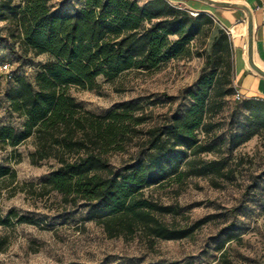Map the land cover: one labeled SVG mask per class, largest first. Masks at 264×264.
Returning <instances> with one entry per match:
<instances>
[{
	"label": "trees",
	"instance_id": "16d2710c",
	"mask_svg": "<svg viewBox=\"0 0 264 264\" xmlns=\"http://www.w3.org/2000/svg\"><path fill=\"white\" fill-rule=\"evenodd\" d=\"M54 1L0 0V22L6 24L1 40L8 41L10 52L19 59L46 57L32 79L4 73L9 81L4 99L22 122L19 128L0 125V146L17 155L15 148L32 139V164L52 159L57 166L41 184L24 183L27 192L37 198L58 193L64 206L82 208L83 219L95 221L109 238L138 234L152 242L190 236L205 219L186 227L167 223L163 217L178 215L177 206L162 203L151 190L173 185L178 195L192 177L221 186L234 178L243 159L204 155L222 152L223 144L231 153L264 132V100L235 99L229 34L220 27L212 33L210 15H193L169 0ZM200 37L211 39L205 62L161 122L149 124L152 117L140 99L97 114L70 92L94 90L99 78L111 83L131 70L152 71L188 57ZM231 100L236 107L227 119L220 117ZM133 147L129 160L119 165L110 160ZM15 178L11 164H0V182ZM236 230L229 223L221 234L230 240ZM217 249L219 264H238L222 245Z\"/></svg>",
	"mask_w": 264,
	"mask_h": 264
},
{
	"label": "rangeland",
	"instance_id": "374dc122",
	"mask_svg": "<svg viewBox=\"0 0 264 264\" xmlns=\"http://www.w3.org/2000/svg\"><path fill=\"white\" fill-rule=\"evenodd\" d=\"M5 25L0 22V62H11V70L32 79L35 66L46 57L29 54L19 59L12 54L8 41L1 40L6 34ZM217 28L214 23L212 33ZM210 40L198 38L191 43L190 56L171 60L155 70H131L111 83L99 78V87L94 90L72 88L70 92L84 108L97 114L121 101L140 99L144 111L152 117L149 124L161 122L179 105L183 88L197 77ZM8 84L5 74L0 72V125L19 128L22 120L10 112L4 99ZM235 107L236 102L231 100L220 117L227 119L230 109ZM33 149L32 139L17 146L20 158L16 162L18 154H11L10 147L0 146V164L9 163L16 172L14 180L0 182V221L7 220L0 224V264H219L220 245L238 264H264V132L231 153L223 144L222 152L204 155L243 159L234 178L221 186L214 187L207 177H192L178 195L174 194L173 185L151 190L162 203L177 206L178 215L163 217L167 223L186 227L205 219L186 238L152 242L138 234L128 239L109 238L95 221L83 219L82 208L64 206L58 193L37 198L27 192L24 183L41 184L57 166L52 159L32 164ZM135 151L133 147L110 160L119 165ZM14 213L30 217L33 223L17 222ZM229 223L238 229L230 240L227 233L221 234Z\"/></svg>",
	"mask_w": 264,
	"mask_h": 264
},
{
	"label": "crops",
	"instance_id": "0c3cea01",
	"mask_svg": "<svg viewBox=\"0 0 264 264\" xmlns=\"http://www.w3.org/2000/svg\"><path fill=\"white\" fill-rule=\"evenodd\" d=\"M182 7L210 15L232 42L233 85L244 98L264 100V0H174ZM251 41L249 51L248 44Z\"/></svg>",
	"mask_w": 264,
	"mask_h": 264
},
{
	"label": "built area",
	"instance_id": "2783aa9c",
	"mask_svg": "<svg viewBox=\"0 0 264 264\" xmlns=\"http://www.w3.org/2000/svg\"><path fill=\"white\" fill-rule=\"evenodd\" d=\"M169 1L172 2V3L178 4L174 0H169ZM189 11L193 15L198 14V12H196V11H192V10H189ZM10 70H11L10 63L4 62V63H1L0 64V72L1 73H5L6 75H8V77H9V74H10ZM242 98H243L242 94L239 91H236V93H235V99L239 100V99H242Z\"/></svg>",
	"mask_w": 264,
	"mask_h": 264
},
{
	"label": "water",
	"instance_id": "95a60500",
	"mask_svg": "<svg viewBox=\"0 0 264 264\" xmlns=\"http://www.w3.org/2000/svg\"><path fill=\"white\" fill-rule=\"evenodd\" d=\"M248 49H249V51H250V49H251V41H249ZM249 64H250L251 68H252L254 71H256L258 74L264 76V71H263L262 69H260V67H258V65H256L251 59L249 60Z\"/></svg>",
	"mask_w": 264,
	"mask_h": 264
}]
</instances>
